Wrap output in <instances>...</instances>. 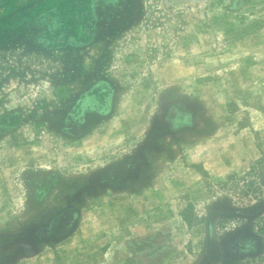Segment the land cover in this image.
<instances>
[{
  "label": "rangeland",
  "instance_id": "obj_1",
  "mask_svg": "<svg viewBox=\"0 0 264 264\" xmlns=\"http://www.w3.org/2000/svg\"><path fill=\"white\" fill-rule=\"evenodd\" d=\"M0 21V264H264V0Z\"/></svg>",
  "mask_w": 264,
  "mask_h": 264
},
{
  "label": "trees",
  "instance_id": "obj_2",
  "mask_svg": "<svg viewBox=\"0 0 264 264\" xmlns=\"http://www.w3.org/2000/svg\"><path fill=\"white\" fill-rule=\"evenodd\" d=\"M11 0H0V7L3 6L4 4L8 3ZM2 25V21H0V26ZM80 104L84 105L86 107V103L84 101L80 102ZM187 220V219H186Z\"/></svg>",
  "mask_w": 264,
  "mask_h": 264
}]
</instances>
